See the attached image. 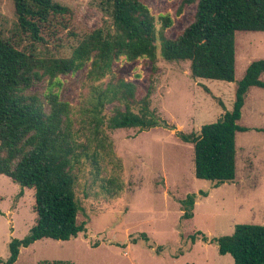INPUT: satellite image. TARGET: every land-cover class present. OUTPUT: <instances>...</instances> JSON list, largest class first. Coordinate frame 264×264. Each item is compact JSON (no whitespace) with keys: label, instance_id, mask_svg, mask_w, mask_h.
I'll return each instance as SVG.
<instances>
[{"label":"rangeland","instance_id":"rangeland-1","mask_svg":"<svg viewBox=\"0 0 264 264\" xmlns=\"http://www.w3.org/2000/svg\"><path fill=\"white\" fill-rule=\"evenodd\" d=\"M56 1L72 10L67 28L57 39L37 42L23 33L13 0H0V36L42 57H70L85 34L114 28L101 0ZM141 1L155 17L156 62L121 58L112 73L94 81L88 77V62L76 72L59 75L61 85L54 87L71 104L79 155L72 169L81 206L78 222H85L86 230L67 241L37 240L22 247L13 264H234L232 255L220 254L216 243H192L190 236L202 231L219 237L231 235L238 224H264V88L253 86L246 95L239 124L249 129L236 135L234 181L215 186L197 178L194 146L178 136V132L200 133L204 124L216 122L232 110L236 86L246 68L252 61L264 59V31L236 32L234 81L194 78L189 60L167 61L161 56V36L175 38L182 32L191 23L196 4ZM167 17L171 25L164 28ZM115 77L136 84L137 100L152 87L150 108L161 120L158 126L111 129L105 123L95 127L90 91L94 86L105 87ZM260 79L264 80V73ZM49 84L46 76L24 94L45 100ZM132 108L138 111L137 104ZM113 109V104H107L106 120ZM194 194L193 216L183 219L182 200ZM34 205L33 188L0 174V259L8 257L12 239L29 233L36 219ZM144 233L149 241L142 238Z\"/></svg>","mask_w":264,"mask_h":264},{"label":"trees","instance_id":"trees-1","mask_svg":"<svg viewBox=\"0 0 264 264\" xmlns=\"http://www.w3.org/2000/svg\"><path fill=\"white\" fill-rule=\"evenodd\" d=\"M13 2L18 28L37 42L57 39L72 14L68 6L56 0ZM186 4H196L193 19L175 38L161 36V56L167 61L189 60L194 78L234 81L236 32L264 31V0H183L182 6ZM101 6L111 16L114 28H97L85 34L70 57H42L0 36V174L34 189L36 213L29 233L9 242V255L0 259V264L15 263L21 247L37 240L67 241L86 230V223L78 222L81 206L72 169L79 155L71 104L54 90L61 85L59 75L76 72L89 62L88 77L94 81L112 73L121 58L156 62L157 33L150 8L141 0H101ZM170 19L165 18L164 28L171 25ZM263 73L264 59L252 61L237 83L232 110L225 111L216 122L204 124L200 133L178 132L181 140L194 146L197 178L212 181L215 186L235 180L236 135L249 129L239 120L249 89L264 88V80L260 79ZM46 76L50 84L45 100L24 94ZM152 92L150 86L146 95L137 100L136 84L120 77L108 81L105 87L94 86L89 105L95 127L105 123L111 129L158 126L161 120L150 108ZM107 104H113L114 109L106 120L103 113ZM132 104L138 105L137 112ZM196 197L188 195L182 200L183 219L193 216ZM142 238L149 241L145 233ZM190 239L192 243H216L220 254L232 255L234 264H264V224H238L231 235L219 237L198 231ZM156 251L160 252L161 246Z\"/></svg>","mask_w":264,"mask_h":264},{"label":"crops","instance_id":"crops-1","mask_svg":"<svg viewBox=\"0 0 264 264\" xmlns=\"http://www.w3.org/2000/svg\"><path fill=\"white\" fill-rule=\"evenodd\" d=\"M198 241H200V240H198ZM198 241H197V242H198ZM195 243H196V242H195ZM204 243H205V242H204ZM206 243H209V242H206ZM21 248H22V247H21Z\"/></svg>","mask_w":264,"mask_h":264},{"label":"water","instance_id":"water-1","mask_svg":"<svg viewBox=\"0 0 264 264\" xmlns=\"http://www.w3.org/2000/svg\"><path fill=\"white\" fill-rule=\"evenodd\" d=\"M163 123V122H162Z\"/></svg>","mask_w":264,"mask_h":264}]
</instances>
